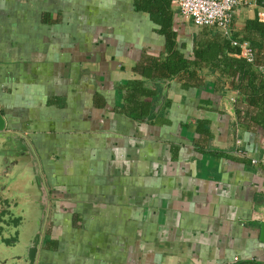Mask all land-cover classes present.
Instances as JSON below:
<instances>
[{
    "label": "crops",
    "instance_id": "crops-1",
    "mask_svg": "<svg viewBox=\"0 0 264 264\" xmlns=\"http://www.w3.org/2000/svg\"><path fill=\"white\" fill-rule=\"evenodd\" d=\"M172 9L189 57L201 28ZM256 18V3L238 9L234 34ZM157 30L134 0H0V111L51 194L38 264H264V131L227 111L230 82L169 81L151 121L119 112L142 56L166 51Z\"/></svg>",
    "mask_w": 264,
    "mask_h": 264
},
{
    "label": "trees",
    "instance_id": "trees-1",
    "mask_svg": "<svg viewBox=\"0 0 264 264\" xmlns=\"http://www.w3.org/2000/svg\"><path fill=\"white\" fill-rule=\"evenodd\" d=\"M252 1L264 9V0ZM134 6L159 27L157 33L165 38L166 51L157 57L146 53L142 56L133 69L139 79L123 87L121 114L135 121L154 120L161 93L159 81H175L182 90H190L204 86L212 78L218 95L226 92L229 82L236 92L234 105L240 127L248 132L259 128L264 131V21L248 20L233 39L203 27L195 36L193 51L188 57L186 45L179 46L174 29L172 0H134ZM233 40L249 44L254 56L252 63L240 57L241 50L233 45ZM197 126L202 140L210 141V123L198 122Z\"/></svg>",
    "mask_w": 264,
    "mask_h": 264
},
{
    "label": "water",
    "instance_id": "water-1",
    "mask_svg": "<svg viewBox=\"0 0 264 264\" xmlns=\"http://www.w3.org/2000/svg\"><path fill=\"white\" fill-rule=\"evenodd\" d=\"M169 84L158 82L162 93L156 114L165 103ZM223 103L237 117L233 101ZM7 128L0 111V264H38L51 211L50 189L30 138ZM260 240L264 243V222Z\"/></svg>",
    "mask_w": 264,
    "mask_h": 264
},
{
    "label": "built area",
    "instance_id": "built-area-1",
    "mask_svg": "<svg viewBox=\"0 0 264 264\" xmlns=\"http://www.w3.org/2000/svg\"><path fill=\"white\" fill-rule=\"evenodd\" d=\"M252 0H172V4L179 9L184 20L192 21L197 27H208L217 30L229 39H233V16L242 8L255 4ZM241 50L240 57L248 62L254 61L253 52L248 43L238 40L232 41ZM235 154L242 159H248L249 154L236 150ZM254 166L260 164L257 159H251Z\"/></svg>",
    "mask_w": 264,
    "mask_h": 264
},
{
    "label": "flooded vegetation",
    "instance_id": "flooded-vegetation-1",
    "mask_svg": "<svg viewBox=\"0 0 264 264\" xmlns=\"http://www.w3.org/2000/svg\"><path fill=\"white\" fill-rule=\"evenodd\" d=\"M10 223H13V222H10Z\"/></svg>",
    "mask_w": 264,
    "mask_h": 264
}]
</instances>
